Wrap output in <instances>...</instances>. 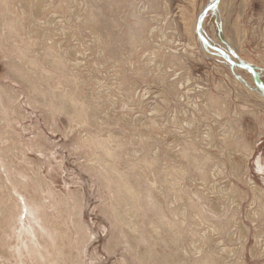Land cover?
I'll list each match as a JSON object with an SVG mask.
<instances>
[{
  "label": "rangeland",
  "instance_id": "1",
  "mask_svg": "<svg viewBox=\"0 0 264 264\" xmlns=\"http://www.w3.org/2000/svg\"><path fill=\"white\" fill-rule=\"evenodd\" d=\"M210 1L0 0V264H264V22L200 29L254 81Z\"/></svg>",
  "mask_w": 264,
  "mask_h": 264
},
{
  "label": "crops",
  "instance_id": "2",
  "mask_svg": "<svg viewBox=\"0 0 264 264\" xmlns=\"http://www.w3.org/2000/svg\"><path fill=\"white\" fill-rule=\"evenodd\" d=\"M218 3L212 10L216 24L212 29L217 31L218 36L246 37L250 35V30L246 28L248 22H264V0H220ZM254 28L258 35L264 36V26Z\"/></svg>",
  "mask_w": 264,
  "mask_h": 264
},
{
  "label": "water",
  "instance_id": "3",
  "mask_svg": "<svg viewBox=\"0 0 264 264\" xmlns=\"http://www.w3.org/2000/svg\"><path fill=\"white\" fill-rule=\"evenodd\" d=\"M219 1H220V0H214L213 2H211V4H210L209 6H207V7L205 8V10L203 11V14L200 16V18L198 19V22H197V34H198L199 38H201V40L203 41V43H205V44L207 45V47H209V48H211V49H213V50H216V51L220 52L221 55L223 56V58L226 59V62H228L230 65H232V66H237V67H240V68H243V69H247V70H249L250 73H251V75H252V77H253V80L256 81L255 79H257V77H256V72H255L254 67L250 66L249 64H240V65H239V64H237V63H235V62L229 60V59L227 58L226 53H225L223 50H221L220 48H218V47H216V46L210 44V42L208 41V39L205 38V37L202 35V33H201V30H200V29H201V26H202V21H203L205 15H206V13H207L210 9L216 8L217 5H218V2H219ZM256 84L259 85L257 82H256ZM259 86H260V85H259ZM260 87L264 89V86H260Z\"/></svg>",
  "mask_w": 264,
  "mask_h": 264
},
{
  "label": "bare ground",
  "instance_id": "4",
  "mask_svg": "<svg viewBox=\"0 0 264 264\" xmlns=\"http://www.w3.org/2000/svg\"><path fill=\"white\" fill-rule=\"evenodd\" d=\"M220 2V1H219ZM219 4V3H218ZM218 6V5H217ZM197 25V24H196ZM196 28H197V26H196Z\"/></svg>",
  "mask_w": 264,
  "mask_h": 264
}]
</instances>
